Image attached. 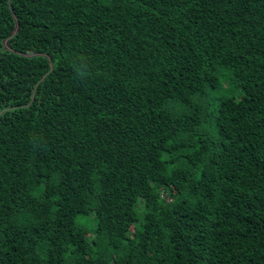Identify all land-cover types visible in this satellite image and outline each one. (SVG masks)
Returning a JSON list of instances; mask_svg holds the SVG:
<instances>
[{
  "label": "trees",
  "instance_id": "obj_1",
  "mask_svg": "<svg viewBox=\"0 0 264 264\" xmlns=\"http://www.w3.org/2000/svg\"><path fill=\"white\" fill-rule=\"evenodd\" d=\"M0 264H264V0H0Z\"/></svg>",
  "mask_w": 264,
  "mask_h": 264
}]
</instances>
